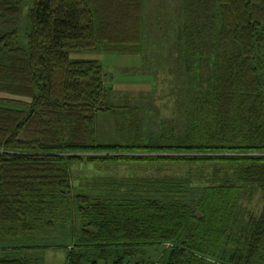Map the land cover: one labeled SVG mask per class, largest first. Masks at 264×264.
<instances>
[{
    "label": "trees",
    "instance_id": "16d2710c",
    "mask_svg": "<svg viewBox=\"0 0 264 264\" xmlns=\"http://www.w3.org/2000/svg\"><path fill=\"white\" fill-rule=\"evenodd\" d=\"M29 1L26 46L0 33V264L67 236L65 264H264V0H182L196 90L158 121L69 58L134 52L142 0ZM76 164L93 169L77 186Z\"/></svg>",
    "mask_w": 264,
    "mask_h": 264
},
{
    "label": "rangeland",
    "instance_id": "374dc122",
    "mask_svg": "<svg viewBox=\"0 0 264 264\" xmlns=\"http://www.w3.org/2000/svg\"><path fill=\"white\" fill-rule=\"evenodd\" d=\"M8 3L18 7V13L12 17L0 11V33L15 29L18 45L25 47L30 1L0 0V8L10 7ZM181 22L182 0H142L141 39L134 52L121 54L100 48L93 52L71 53L69 58L96 60L100 64L108 89L107 105L141 102L146 107V114L141 111L145 117L153 120L156 115L157 121L169 118L176 97L189 96L196 90V70L185 67L183 45L178 39ZM96 132L100 142L113 140L109 113H97ZM92 174V168L74 165L73 184L77 186ZM72 239L67 236L64 240H52L49 244L55 247L41 253V264H65L66 245ZM159 251L157 247L152 253L156 255Z\"/></svg>",
    "mask_w": 264,
    "mask_h": 264
}]
</instances>
